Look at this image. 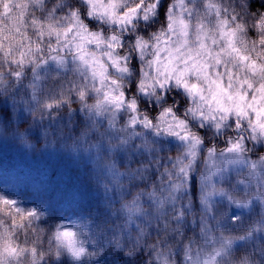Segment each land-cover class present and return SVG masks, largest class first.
Returning a JSON list of instances; mask_svg holds the SVG:
<instances>
[{
    "label": "snow or ice",
    "instance_id": "1",
    "mask_svg": "<svg viewBox=\"0 0 264 264\" xmlns=\"http://www.w3.org/2000/svg\"><path fill=\"white\" fill-rule=\"evenodd\" d=\"M18 7L0 0V97L46 143L88 154L104 199L83 226H42L35 208L0 196L18 218L0 219V264H62V251L51 260L18 234L82 227L91 243L71 249L73 264H100L101 252L114 264H264V10L24 0L12 21Z\"/></svg>",
    "mask_w": 264,
    "mask_h": 264
},
{
    "label": "trees",
    "instance_id": "2",
    "mask_svg": "<svg viewBox=\"0 0 264 264\" xmlns=\"http://www.w3.org/2000/svg\"><path fill=\"white\" fill-rule=\"evenodd\" d=\"M15 3L19 7L11 10L8 18L12 21H18L24 7V0H15ZM249 6L252 11L264 10V0H249ZM251 39L249 37V41ZM25 125L30 126L25 132L26 139H21L15 129ZM44 125L55 126L50 120H45ZM78 154L84 156L83 151L67 147L63 138L55 142L50 138V143H46L38 123L33 124L31 116L23 110L14 109L7 97H0V196L15 200L22 208H35L41 214L39 223L42 226L71 225L74 221L83 226L100 215L104 193L93 179L92 159L88 154L84 159L76 157ZM0 219L18 221L2 209ZM87 230L91 238V228ZM50 236L47 230L39 238L25 230L18 234V239L22 245H32L36 241L40 249H47L51 247ZM90 243L91 239L88 247ZM93 259L100 264H114L113 258L103 252ZM21 264H32V257L25 256ZM62 264L73 262L65 256Z\"/></svg>",
    "mask_w": 264,
    "mask_h": 264
},
{
    "label": "clouds",
    "instance_id": "3",
    "mask_svg": "<svg viewBox=\"0 0 264 264\" xmlns=\"http://www.w3.org/2000/svg\"><path fill=\"white\" fill-rule=\"evenodd\" d=\"M66 235L60 240H56L54 236L50 237L51 247L47 249H40L42 254L46 257L51 256L52 260L57 259L58 255L62 251L64 256H67L71 262L73 257L71 255V249L83 247L85 250L88 249V243L90 240L87 228H69L65 230ZM81 242H83L81 244ZM25 247H31L32 245H22Z\"/></svg>",
    "mask_w": 264,
    "mask_h": 264
},
{
    "label": "rangeland",
    "instance_id": "4",
    "mask_svg": "<svg viewBox=\"0 0 264 264\" xmlns=\"http://www.w3.org/2000/svg\"><path fill=\"white\" fill-rule=\"evenodd\" d=\"M49 1H51V0H49ZM22 6H23V5H22ZM86 155H87L86 153H84V156H83L82 154H80V155L78 154V155H76V157H79V158L83 157V159H84ZM79 158H78V159H79Z\"/></svg>",
    "mask_w": 264,
    "mask_h": 264
}]
</instances>
